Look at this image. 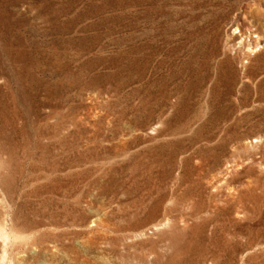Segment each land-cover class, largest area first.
Returning <instances> with one entry per match:
<instances>
[{"label": "rangeland", "instance_id": "rangeland-1", "mask_svg": "<svg viewBox=\"0 0 264 264\" xmlns=\"http://www.w3.org/2000/svg\"><path fill=\"white\" fill-rule=\"evenodd\" d=\"M0 264H264V0H0Z\"/></svg>", "mask_w": 264, "mask_h": 264}]
</instances>
